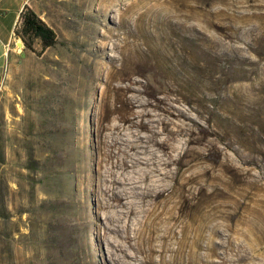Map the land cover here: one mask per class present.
<instances>
[{
  "label": "rangeland",
  "instance_id": "1",
  "mask_svg": "<svg viewBox=\"0 0 264 264\" xmlns=\"http://www.w3.org/2000/svg\"><path fill=\"white\" fill-rule=\"evenodd\" d=\"M29 5L58 42L40 52L37 40L33 52L15 36L6 55L0 78V264H114L97 192L104 126L121 122L122 136L133 139L148 133L123 122L125 115L140 112L146 121L166 116L157 104L163 74L136 64L139 50L153 45L149 37L164 34L173 49H192L197 36L222 79L203 91L200 73L187 62L173 74L177 86L197 97L202 112L192 114L203 125L211 124L208 110H214V136L187 144L198 154L192 169L203 191L195 210L211 218L214 264H264V0ZM170 97L190 110L178 95ZM208 237L204 232L203 245Z\"/></svg>",
  "mask_w": 264,
  "mask_h": 264
},
{
  "label": "bare ground",
  "instance_id": "2",
  "mask_svg": "<svg viewBox=\"0 0 264 264\" xmlns=\"http://www.w3.org/2000/svg\"><path fill=\"white\" fill-rule=\"evenodd\" d=\"M169 37L150 36L153 45L147 51L139 50L141 59L136 63L163 74L164 82L158 86L163 95L157 97V104L166 116L146 121L140 112L125 115L123 122L148 133H139L133 139L122 136L121 122L104 126L107 133L102 139L99 162L103 170L99 173L97 192L103 197L101 206L107 223L102 228L111 237L108 254L114 264H214L211 218L204 211L195 210L203 191L192 169L198 154L187 145L198 136H214V110H208L211 124L203 125L192 114L202 112L195 104L197 97L177 86L173 74L180 64L187 62L200 73L203 91L213 90L222 79L215 77L214 59L208 50H201L197 36L194 49H173ZM171 94L189 104L190 110L170 103ZM204 232L209 233L206 245L202 243Z\"/></svg>",
  "mask_w": 264,
  "mask_h": 264
},
{
  "label": "trees",
  "instance_id": "3",
  "mask_svg": "<svg viewBox=\"0 0 264 264\" xmlns=\"http://www.w3.org/2000/svg\"><path fill=\"white\" fill-rule=\"evenodd\" d=\"M14 32L15 36L22 40L25 47L33 52H36L35 42L37 40H39L42 46L40 52L55 46L58 42L53 28L42 20L37 12L29 5H26L20 13L19 21Z\"/></svg>",
  "mask_w": 264,
  "mask_h": 264
},
{
  "label": "crops",
  "instance_id": "4",
  "mask_svg": "<svg viewBox=\"0 0 264 264\" xmlns=\"http://www.w3.org/2000/svg\"><path fill=\"white\" fill-rule=\"evenodd\" d=\"M30 0H0V78L6 63V55L16 40L15 29L20 13ZM30 6V5H29Z\"/></svg>",
  "mask_w": 264,
  "mask_h": 264
},
{
  "label": "water",
  "instance_id": "5",
  "mask_svg": "<svg viewBox=\"0 0 264 264\" xmlns=\"http://www.w3.org/2000/svg\"><path fill=\"white\" fill-rule=\"evenodd\" d=\"M21 41V43H19L21 46L23 45L24 46V44H23V42H22V40H20Z\"/></svg>",
  "mask_w": 264,
  "mask_h": 264
}]
</instances>
